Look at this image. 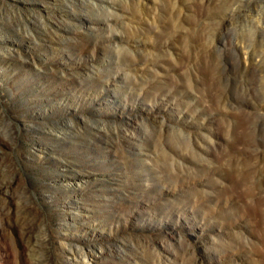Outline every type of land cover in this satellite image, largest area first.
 Returning a JSON list of instances; mask_svg holds the SVG:
<instances>
[{
    "label": "rangeland",
    "instance_id": "1",
    "mask_svg": "<svg viewBox=\"0 0 264 264\" xmlns=\"http://www.w3.org/2000/svg\"><path fill=\"white\" fill-rule=\"evenodd\" d=\"M0 264H264V0H0Z\"/></svg>",
    "mask_w": 264,
    "mask_h": 264
}]
</instances>
